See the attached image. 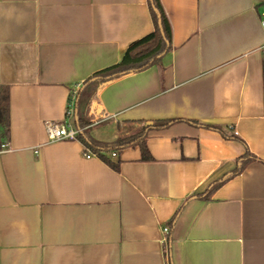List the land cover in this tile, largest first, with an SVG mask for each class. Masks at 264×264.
Segmentation results:
<instances>
[{
    "label": "crops",
    "instance_id": "1",
    "mask_svg": "<svg viewBox=\"0 0 264 264\" xmlns=\"http://www.w3.org/2000/svg\"><path fill=\"white\" fill-rule=\"evenodd\" d=\"M159 2L160 64L77 98L93 142L143 130L151 159L105 149L114 170L44 122L73 100L76 126L83 83L152 32L147 0H0V264H264V0Z\"/></svg>",
    "mask_w": 264,
    "mask_h": 264
},
{
    "label": "trees",
    "instance_id": "2",
    "mask_svg": "<svg viewBox=\"0 0 264 264\" xmlns=\"http://www.w3.org/2000/svg\"><path fill=\"white\" fill-rule=\"evenodd\" d=\"M147 5L153 23L152 32L132 42L127 47L119 63L94 73L83 83V90L77 93L75 109L77 112L76 126L79 129H84L89 123L79 115L80 100L77 98L83 92L88 91L99 82L108 81L128 73L140 72L153 65L160 64L162 56L170 50L171 29L159 0H147ZM8 134V100L6 92L2 91L0 93V142L6 140ZM144 138L145 136L142 130L131 136L118 139L115 143L107 146L91 141L84 130L78 135V141L82 143L84 149L108 163L114 170H117V165L111 164L105 155H103L102 151L105 149L114 150L130 145H137L141 152V159L148 161L151 157L146 149ZM250 160L251 158L247 154H244L240 161L238 160L239 165L232 173L210 188L208 194L212 193L223 181L240 173Z\"/></svg>",
    "mask_w": 264,
    "mask_h": 264
},
{
    "label": "built area",
    "instance_id": "3",
    "mask_svg": "<svg viewBox=\"0 0 264 264\" xmlns=\"http://www.w3.org/2000/svg\"><path fill=\"white\" fill-rule=\"evenodd\" d=\"M260 28L264 31V13L259 19ZM73 101V100H72ZM72 101L70 104L72 105ZM71 105L67 111V119L61 123L46 121L44 122V130L48 139V143L60 142V141H78V135L81 133V129L76 127L70 117L72 115ZM5 147L4 144L1 145V149ZM83 156L87 159L95 156L91 152L85 149ZM111 156L114 157L115 153H111ZM164 233H167L168 228L164 227L162 229Z\"/></svg>",
    "mask_w": 264,
    "mask_h": 264
}]
</instances>
